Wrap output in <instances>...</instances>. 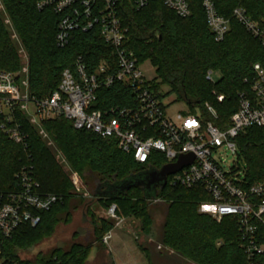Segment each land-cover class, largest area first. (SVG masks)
Listing matches in <instances>:
<instances>
[{
    "label": "trees",
    "instance_id": "obj_1",
    "mask_svg": "<svg viewBox=\"0 0 264 264\" xmlns=\"http://www.w3.org/2000/svg\"><path fill=\"white\" fill-rule=\"evenodd\" d=\"M204 1L188 0L191 16L185 19L167 8L163 0H153L141 10L131 0H122L120 15L128 30L126 48L142 63L151 60L162 85L169 87L194 112L199 109L207 122L213 121L224 129L239 110V93L248 88L245 79L253 76L256 64H264V46L233 13L244 8L255 21L264 23V0H212L218 13L231 21V31L222 42H217L209 29ZM39 2L0 0L3 7L0 8V71L20 73L19 84L22 86L25 79L29 94L44 99L58 90L64 71L74 68L81 56L89 71H95L103 62L115 66L114 49L105 42L99 29L76 31L71 34L69 45L59 48V16L51 10H39ZM213 71L222 73L217 84L208 80V73ZM154 88L161 90L159 85ZM131 91V87L121 84L103 90L95 108L128 107ZM218 95H224L225 100L219 102ZM207 104L216 111V120ZM16 118L28 135V147L4 134L1 126L5 118L0 114V195L16 189V175L26 169L39 183L40 193L55 195L60 201L50 212L41 214L42 223L38 227L22 226L10 238L0 231V250L10 264H116L112 252L103 243L115 223L102 218L97 219L99 227L94 225L93 242L75 243L69 251L41 253L32 260L21 257V251L42 242L60 224L69 222L74 210L86 206L83 199L74 202L79 194L74 192L71 182L73 172L87 183L93 181L94 197L102 207L109 209L117 205L118 215L141 222L145 241L136 242L148 264H247L238 220L226 218L218 222L199 213V205L211 200L205 190L166 186L157 198L163 199V203L156 205L141 188L114 198L97 197L95 191L99 185L105 186L102 190L105 192L108 185L152 167L137 163L132 155L119 149L116 140L76 130L65 118L34 124L22 106L17 108ZM236 143L245 167L246 186L263 182L264 129L250 128ZM157 164L155 168H161L165 161L159 158ZM92 216L96 217L93 213ZM160 217L162 221L158 224ZM261 235L264 242V227ZM254 264H264V256L256 258Z\"/></svg>",
    "mask_w": 264,
    "mask_h": 264
},
{
    "label": "built area",
    "instance_id": "obj_2",
    "mask_svg": "<svg viewBox=\"0 0 264 264\" xmlns=\"http://www.w3.org/2000/svg\"><path fill=\"white\" fill-rule=\"evenodd\" d=\"M153 0H131L141 10ZM122 0H40L41 11L51 10L59 16L57 44L66 48L71 34L99 29L105 42L114 49L115 66L103 62L95 71H89L83 57L74 68L64 71L57 91L44 99L23 95L19 84L20 74L0 71V114L5 121L4 134L16 143L28 147V135L16 118L22 106L32 123L65 118L76 130L91 132L102 139H114L123 152L132 155L137 163L157 168L159 158L166 165L176 164L182 157L193 156L191 166L168 178L169 189L201 188L211 198L204 202L201 213L218 221L236 218L240 227L241 247L248 262L264 256L261 228L264 227V181L246 186L244 177L236 169L226 171L213 159L215 151L227 146L238 154L236 139L250 128L264 129V64H256L253 76L245 79L247 89L239 93V110L231 117L229 125L219 128L207 122L199 109L178 111L173 116L167 112L165 94L146 79L142 62L133 51L126 48L128 30L121 19ZM165 6L181 18L191 16L188 0H163ZM203 7L207 24L217 42H222L231 31V21L221 16L212 0H205ZM233 17L264 46V23L255 21L244 8H237ZM213 72L208 80L213 82ZM116 84L131 87L128 107L113 106L97 110L96 103L103 90ZM116 92L115 94H117ZM122 94V93H120ZM119 94V95H120ZM219 102L225 100L218 95ZM35 113L32 115L31 107ZM216 120V111L207 104ZM78 175L75 184L80 183ZM16 189L0 195V231L6 238L22 226L38 227L42 213L50 212L60 201L55 195L40 193V185L32 174L23 169L16 175ZM157 199L152 204L163 203ZM112 219L118 217L117 205L108 209ZM120 226V224L118 225ZM117 226V227H118ZM111 232L103 238L108 245ZM0 264H10L0 250Z\"/></svg>",
    "mask_w": 264,
    "mask_h": 264
},
{
    "label": "rangeland",
    "instance_id": "obj_3",
    "mask_svg": "<svg viewBox=\"0 0 264 264\" xmlns=\"http://www.w3.org/2000/svg\"><path fill=\"white\" fill-rule=\"evenodd\" d=\"M3 9L2 6H0ZM25 57V55H24ZM27 61V59H26ZM142 69L146 79L154 86L159 85L161 92L165 94L163 100L167 106V112L169 115H174L178 111H186L190 108L188 104L179 100L178 96L174 93H171L169 87L161 84V81L157 74V68L152 63L151 60L144 61L142 63ZM20 74V73H17ZM212 79L215 84L219 83L222 79V73L220 71H213ZM22 81V92L26 97L29 92L27 89L26 81ZM32 115L35 113L34 106L31 107ZM240 151L238 154H234L229 147L224 146L223 148L215 151L213 154V159L220 164L221 166H226V171H232L236 169L242 177H244V164L240 160ZM78 175L80 178V183L77 186L75 184V177ZM71 182L74 188V192L79 194L75 201H79V199H83L86 201V206L84 208H80L78 210L73 211V216L70 221L67 223L60 224L55 232L45 238L39 244L28 248L24 251H21V257L23 260H32L36 258L39 254H50L57 249H61L64 251H69L73 244L75 243H88L93 242L95 238L94 233V225L99 227L100 223L97 220L98 218L107 219L113 221L115 223V227L119 224L120 227L128 228L133 231L135 238H138L141 243L145 241V234L141 232V222L135 218H128L123 215H118L117 219H112L108 215V208H104L99 204V199L94 197V184L93 181H89L88 183L78 174V173H70ZM84 194V195H83ZM202 202L199 205V213H201ZM89 206L91 208H89ZM91 209V212H89ZM92 213L96 216L93 217ZM214 219V218H213ZM216 220V219H214ZM162 218H158V224H160ZM218 221V220H216ZM221 222V221H218ZM107 246V245H106ZM110 250V249H109ZM98 254V253H97ZM112 254V253H111ZM113 255V254H112ZM116 256V255H115ZM114 258V256H112ZM116 264H121L120 259L116 256L115 258ZM113 259V260H114ZM144 264V263H143Z\"/></svg>",
    "mask_w": 264,
    "mask_h": 264
},
{
    "label": "water",
    "instance_id": "obj_4",
    "mask_svg": "<svg viewBox=\"0 0 264 264\" xmlns=\"http://www.w3.org/2000/svg\"><path fill=\"white\" fill-rule=\"evenodd\" d=\"M193 156L182 157L176 164L166 165L162 169L151 168L150 170L128 179L108 185L105 192H102L104 185H99L95 191L97 197H118L126 195L133 188H141L146 194V198L155 201L160 190L166 188L168 178L177 174L185 167L191 166L194 162Z\"/></svg>",
    "mask_w": 264,
    "mask_h": 264
},
{
    "label": "crops",
    "instance_id": "obj_5",
    "mask_svg": "<svg viewBox=\"0 0 264 264\" xmlns=\"http://www.w3.org/2000/svg\"><path fill=\"white\" fill-rule=\"evenodd\" d=\"M120 226L111 231L112 239L107 245L114 258L117 256L121 264H148L144 254L140 251L136 242L138 238L134 237L133 231Z\"/></svg>",
    "mask_w": 264,
    "mask_h": 264
}]
</instances>
